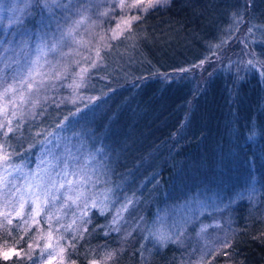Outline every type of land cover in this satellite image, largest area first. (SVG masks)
<instances>
[{
	"label": "trees",
	"instance_id": "trees-1",
	"mask_svg": "<svg viewBox=\"0 0 264 264\" xmlns=\"http://www.w3.org/2000/svg\"><path fill=\"white\" fill-rule=\"evenodd\" d=\"M207 2L169 0L139 15L131 32L113 42L85 77L82 94L98 98L95 107L89 101L69 105L48 95L32 117L11 123L7 149L20 159L31 155L32 161L38 151L58 153L69 146L77 156L90 147L100 149L102 162L119 150L110 130L114 124L124 126L126 137L129 128L136 134L124 145L122 158L117 153L116 164L103 166L119 197L110 210L90 211L84 218L89 222L77 221L74 232L61 227L69 223H60L50 242H46L53 219L49 211L33 222L13 216L9 224L0 218V264H39L46 253L61 264H104L109 252L115 255L106 264H264V133L261 139L248 131L263 127L264 86L247 62L264 71V37L251 47L235 34L221 43L218 53L206 56L203 48L191 56H171L168 42L160 39L173 26L197 32ZM251 6H244L248 14L253 13ZM40 7L35 0L16 15L11 31L37 35L42 27ZM182 68L189 71H179ZM65 91L59 87L53 96L61 97ZM77 108L82 111L71 115ZM138 109L149 114L143 127L132 115ZM61 121L65 127L57 128ZM222 123L244 129L239 148L251 163L237 184L214 196L215 203L201 211L200 190L185 184L177 191L178 177L186 174V166L206 162L202 141L220 137ZM125 204L120 232L111 231L113 217ZM184 204L186 215L181 214ZM160 216L167 233L174 222L179 226L172 236L176 242L161 245L146 239Z\"/></svg>",
	"mask_w": 264,
	"mask_h": 264
},
{
	"label": "rangeland",
	"instance_id": "rangeland-1",
	"mask_svg": "<svg viewBox=\"0 0 264 264\" xmlns=\"http://www.w3.org/2000/svg\"><path fill=\"white\" fill-rule=\"evenodd\" d=\"M34 1L31 0V6ZM28 2L29 0H0V68H3L5 64L11 65V68L5 69V75L9 77L7 83H11L13 71L23 74L31 66L33 69V79L37 86L39 87V82L45 80V78L46 85L39 87V91H33L29 102L23 105L18 104L16 109H12L11 105H7V111H5V101L0 100V124H6L9 120L11 123L17 122L18 124L25 122V120L34 115L35 109H38L40 105L47 101L48 95L50 98L53 97L54 100L63 101V103L69 105L88 102V98L92 96L82 94L81 89L83 87L75 89L74 87H70V85H74V82H79L81 69L89 68L91 60L96 59V49H100L102 54L109 48L107 45H112L116 41L111 39V30L115 28L117 22L122 17L144 13L137 9H132L131 11L125 9L122 11L120 8H116L111 17L101 16V13L112 7L113 0H71V5L67 8L55 7L52 4V0H38L41 6L40 9L43 10L40 18L42 27L38 31L39 33L37 35L34 34L35 36L26 32L18 34L15 31L13 33L11 30L15 24L16 19L14 18L31 7H26ZM127 2L131 3L132 0H127ZM45 3L48 4V8L44 7ZM59 3L66 5L69 4V0H59ZM115 3H119V0H115ZM247 4L249 6L252 5L251 9L253 13L250 10L249 14L245 11L244 6ZM161 5L163 6L164 4ZM257 17H264V0H209L206 3L204 17L197 32L193 30L181 32L176 26H173L172 32L161 35L160 39L168 42L171 56H191L198 54L201 48H203L205 56L214 55L218 53L216 50L223 45L221 43H225V41L227 43L228 38L235 34H238L240 38H245L250 46L253 47L255 43L261 44L260 39L264 37V20H260ZM82 19L83 23L78 24L77 22ZM241 20L242 22H240ZM135 22L137 21H134L133 24ZM249 28L252 29L251 32H249ZM68 32H71L70 36L63 35ZM62 35L63 39H61ZM214 38L223 39L217 41ZM58 41L60 42L58 49L55 52L50 51L51 46ZM250 65L253 68L252 71L256 72L257 79L264 86V71L253 67V63ZM91 70L93 69L89 68V72ZM57 72L61 73L62 79H54ZM2 87L3 85L0 84V90H2ZM59 87L64 88V90L66 89L65 94L61 97L60 95L54 97L53 93ZM81 96L84 99H79ZM72 100H76V103H72ZM33 101L37 103L33 105ZM144 112V110L138 109L135 112L136 114L132 113L134 122H139V127H143L150 120L149 114H143ZM132 121L128 122L131 123ZM102 123L105 126L109 125L104 121ZM261 123L262 128L255 126L256 128H250L248 131H251L254 136H261L262 139L264 119ZM123 129L124 126L121 127L119 124H114L110 128L114 132L112 137L117 140L119 150H116L110 159L109 157L107 160L104 158L102 162L97 148L93 149L90 147L89 150L87 149L80 156H77L73 148L68 146L72 150V155L79 158L81 165L85 164L90 154L95 156V160L86 166L89 182L85 187L89 189L88 195L94 196L98 203L97 207L90 208L88 214L93 210L100 213L107 212L119 200V197L114 195L116 189L112 187L109 179L106 178L103 166L107 162L116 164L115 160L119 158L117 153L122 158L124 145H128L129 138L136 134V130L129 128L126 137ZM141 130L143 131V129ZM102 133L103 131L100 135ZM243 133L244 129H241L239 126L233 124L229 126L226 123H222L220 126V137L212 135L202 141L203 148L201 155L206 162L200 160L196 164L189 167L186 166V174L178 177L179 184L176 189L177 191H180L178 188L185 184L190 186L189 189L198 188L200 190L199 195L202 197L198 196L200 197L198 207L201 208V211H204L205 207L212 206L215 203L214 196H221L223 192H228L237 184L241 178V173L246 169L247 164L251 163L250 157H245L246 155L239 148ZM6 140L7 137H4L0 133V143H3L7 149ZM58 154L65 157L68 155L65 147H61ZM49 158L46 156L44 149L37 152L33 161L31 155L27 159H20L13 155L14 164L24 165L23 173L13 174L22 176L30 170L43 168L44 164H41V160ZM105 196L107 197L106 200ZM80 207H83V202L80 203ZM57 208H49L47 211L55 214ZM17 209V204H5V201L0 199V218H3L4 221L11 220V217L16 216L18 218H28L30 222H33V220H38L41 216V213L40 215H34L30 205H26L25 207V212L28 215L22 217L16 215ZM101 209H103V212ZM186 210V206L183 207L181 214L186 215ZM73 212L79 217V208L73 206L71 210L67 211L66 215L61 213L59 222H57L53 215L51 225L48 224L50 235L47 236L48 241L46 240V242H50L51 239L49 238L53 229L57 228L60 223L64 221L71 223ZM164 216L167 217L168 213H164ZM159 218L160 220H158ZM156 220V223H158L155 227L156 223L154 221L151 230H161L167 233L163 225L165 222L164 218L161 219L160 216ZM54 256L53 254L48 256V253H46L44 260L39 264H61L59 259Z\"/></svg>",
	"mask_w": 264,
	"mask_h": 264
},
{
	"label": "snow or ice",
	"instance_id": "snow-or-ice-1",
	"mask_svg": "<svg viewBox=\"0 0 264 264\" xmlns=\"http://www.w3.org/2000/svg\"><path fill=\"white\" fill-rule=\"evenodd\" d=\"M167 2L168 0H132L131 3H128L127 0H119V3H115V0H113L112 7L100 15L103 17H111L116 8H120L122 11L125 9L128 11L137 9L140 12L146 13L149 9L155 8L161 4H166ZM52 4L55 5V7L67 8L70 7L71 0H69V4L66 5L60 4L59 0H52ZM30 6L31 0H29L26 7ZM44 7L48 8L49 6L47 3H45ZM141 18L142 17L139 15L122 17L117 22L115 28L111 30V39L118 40L124 36L126 32H131L133 22L139 21ZM240 22H242V20ZM77 23H83V19ZM251 31L252 29L249 28V32ZM63 35L70 36L71 32L65 33ZM63 35L61 39H63ZM59 46L60 42L58 41L56 44L51 46L50 51L55 52ZM107 47H111V45L109 44ZM102 60L103 57L101 55L100 49H96V59L91 60L89 68H96L98 66V61L102 62ZM248 63L252 64L253 62L249 60ZM201 64H203V61H201ZM193 67H198V65H194ZM7 68H11V65L5 64L3 68H0V84L3 85L2 90H0V100L5 101V111H7V105H11L12 109H16L18 104L23 105L28 103L33 91H39V87H44L46 85L45 78V80L39 82V87L37 86L33 79V69L31 66H29L27 71L23 74L13 71L11 74V83H7L9 79V77L5 75V69ZM89 68H82L79 74V82H74V85H70V87H74L75 89L84 87L85 76L89 72ZM179 71L187 72L189 69L182 68ZM54 79H62L61 73H55ZM79 99H84V97L81 96ZM88 99L89 103L93 104V102L98 98L90 97ZM71 102L76 103V100H72ZM35 103L37 102L33 101V105H35ZM95 106L96 105L93 104V107ZM84 107L88 108L89 105L86 104ZM81 111L82 110L80 108H77L76 112L71 113V115L75 116ZM13 114H15V112H13ZM65 120H67V117H65ZM10 125V120L7 121L6 124H0V133H2L4 137H8L9 133L13 132V128ZM64 127V121H61L59 124H57V128ZM37 135H39V133H37ZM47 135L51 136L53 134L48 133ZM48 142L50 143L51 141ZM31 147L33 146L30 145V148ZM56 147L59 148V145H56ZM13 151H9L5 148L3 143H0V169H2V171H0V199H3L5 204H17V216L22 217L28 215V213L25 212L26 205H30L32 207V213H34V215H40L42 211H47L49 208H57L58 205L56 213H49V218H53L54 215L57 222H59L61 219V213L66 215L67 211L71 210L73 206H76L80 210V215L77 217L75 212H73V219L71 223H69L66 227L63 225L61 226L64 228V231L74 232V226L77 224L78 219L84 224L89 222L84 218L87 217L90 208L97 207L98 203L94 196L88 195L89 189L85 187L89 182V177L86 174V166L95 160L94 155L90 154L89 158L85 161V164L81 165L79 163V158L72 155L71 148H66L68 153L67 157L49 150L46 153V156L50 158L41 160V164H44L43 168H39L38 170H30L28 173L18 176L14 175L13 173H23L24 165H17L13 163ZM97 151H100V149H97ZM106 199L107 197L105 196V200ZM81 202H83V207H80ZM131 202V200L128 201L129 204ZM126 210L127 204L122 206L121 210H119L113 217L110 227L111 231L120 232L121 229L119 224L123 219L120 212ZM101 211L103 212V209H101ZM7 222L10 224L11 220H8ZM176 231H179V226L174 222L168 233H165L161 230H150L146 239L151 237L161 245H164L168 242L174 243L176 241L172 239V236ZM201 231L203 232L205 229L202 228ZM107 234L108 233H105V235ZM81 235L83 234L81 233ZM224 246L227 247L228 245L225 244ZM61 253H63V249H61ZM114 255V252L107 253L104 264H106L107 261L112 260ZM89 264H97V262L90 261Z\"/></svg>",
	"mask_w": 264,
	"mask_h": 264
}]
</instances>
